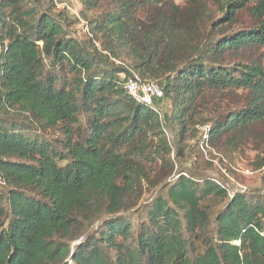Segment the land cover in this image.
Returning <instances> with one entry per match:
<instances>
[{
  "label": "trees",
  "instance_id": "1",
  "mask_svg": "<svg viewBox=\"0 0 264 264\" xmlns=\"http://www.w3.org/2000/svg\"><path fill=\"white\" fill-rule=\"evenodd\" d=\"M76 2L0 0V264H264V194L190 159L264 167V0Z\"/></svg>",
  "mask_w": 264,
  "mask_h": 264
},
{
  "label": "rangeland",
  "instance_id": "2",
  "mask_svg": "<svg viewBox=\"0 0 264 264\" xmlns=\"http://www.w3.org/2000/svg\"><path fill=\"white\" fill-rule=\"evenodd\" d=\"M177 5L183 7L186 3V0H174ZM58 7H55V11H59L63 6H67L69 8V15L75 17L78 15L80 6L76 2V0H57ZM208 7L210 9L209 21L216 22L222 16V12L212 5V3H208ZM251 4L248 6L250 7ZM83 22H78V24L71 28L76 29L79 34L78 37L84 39L85 38V30L82 28ZM253 25L252 19L247 11H240L234 18V20L220 29H224V31H236L238 29L250 28ZM160 105H163L161 102ZM159 113H163L165 111V107H157L156 108ZM263 129V128H262ZM169 140H171V135H167ZM199 152L201 155L197 158L195 155L191 154L190 159L193 160H201L202 171L206 174L208 173L213 180L219 182L229 191L234 192H248V191H260L264 194V167L260 169L254 168V158L256 155V151L252 146H248L243 150V153L238 155L233 163L227 162L224 159H221L217 153L211 151L210 153L207 151L205 147H200ZM176 161V160H175ZM177 164L180 161H176ZM207 164H211V168ZM207 174V175H208ZM177 174L175 173L172 176V179H176ZM171 179V178H170Z\"/></svg>",
  "mask_w": 264,
  "mask_h": 264
},
{
  "label": "built area",
  "instance_id": "3",
  "mask_svg": "<svg viewBox=\"0 0 264 264\" xmlns=\"http://www.w3.org/2000/svg\"><path fill=\"white\" fill-rule=\"evenodd\" d=\"M126 91L134 99L142 101L148 105L152 101L162 98V92L158 84L142 83L137 79H131L126 84Z\"/></svg>",
  "mask_w": 264,
  "mask_h": 264
}]
</instances>
